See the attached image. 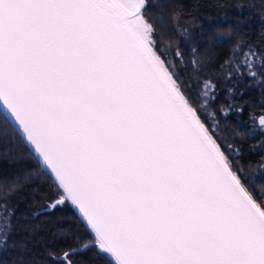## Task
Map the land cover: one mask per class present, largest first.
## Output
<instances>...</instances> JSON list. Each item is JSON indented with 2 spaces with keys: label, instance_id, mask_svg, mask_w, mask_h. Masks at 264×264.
I'll list each match as a JSON object with an SVG mask.
<instances>
[{
  "label": "snow or ice",
  "instance_id": "snow-or-ice-1",
  "mask_svg": "<svg viewBox=\"0 0 264 264\" xmlns=\"http://www.w3.org/2000/svg\"><path fill=\"white\" fill-rule=\"evenodd\" d=\"M147 7L0 0V119L31 145L57 190L32 215L70 202L80 221L57 228L46 255L52 264H92L74 259L92 249L106 264H264V198L234 170L230 146L214 138L158 51ZM218 70L225 82L264 79V52L238 40ZM199 83L213 104L215 83Z\"/></svg>",
  "mask_w": 264,
  "mask_h": 264
},
{
  "label": "trees",
  "instance_id": "trees-1",
  "mask_svg": "<svg viewBox=\"0 0 264 264\" xmlns=\"http://www.w3.org/2000/svg\"><path fill=\"white\" fill-rule=\"evenodd\" d=\"M149 2L164 17L172 68L179 72L193 102L201 106V119L218 142L230 146L226 154L246 186L258 198H264V126L259 123L261 116H264V79L245 75L243 79L231 77L225 82L219 79L222 73L218 70V65L229 55L230 48L238 40H243L245 46L251 44L264 52V0ZM192 49H195L194 54ZM177 50L182 54L179 60L174 57ZM208 77L215 83L217 91L215 102L211 105H205L203 95H198L202 91L199 82ZM228 88L233 91L229 93ZM241 106L242 111L238 112L236 109ZM27 150L30 149L20 133L0 119V180L10 178V181L19 183L15 192L0 187V206H8L7 210L0 207V224L3 222L2 217L8 216L9 211L12 213L9 226L0 231V264H4V259L9 264H34L36 258L32 254L43 247L39 242L44 232L47 233L45 236L52 238V233L48 235L53 229L52 224L57 225L60 218L62 225L68 224L64 215H74L75 225L80 223L70 202L55 210L32 215L46 208L53 201L57 190L48 173L50 184L46 181V188L39 187V191H34L35 188L30 187L31 180H25L24 176L28 172L23 160ZM17 174L25 179H17ZM31 197H35V200ZM29 200L34 201L26 211L29 217L17 216L18 212L29 207ZM59 216L62 217L57 218ZM22 222H27L29 227ZM56 228H60V225ZM55 239L44 245H55ZM90 240L91 237H84L82 241L87 243ZM93 264H106V260L101 256Z\"/></svg>",
  "mask_w": 264,
  "mask_h": 264
},
{
  "label": "rangeland",
  "instance_id": "rangeland-1",
  "mask_svg": "<svg viewBox=\"0 0 264 264\" xmlns=\"http://www.w3.org/2000/svg\"><path fill=\"white\" fill-rule=\"evenodd\" d=\"M147 3H148V7L145 9V15L147 16L149 22L153 25V27L155 29V42H156L157 49L159 52L164 54V56L166 57L167 63L172 65L171 47H170V41H169V38H168V35L166 32V24H165L164 17L162 15V13L160 12V10L156 6L149 5V3H150L149 0H147ZM23 157H24L23 160L26 163L25 165L27 167V168H25V170L28 169V172H26L24 174L26 179L23 178V176L22 177L19 176L23 173L17 174L18 175L17 179L22 178L25 180H27V179L31 180L32 183H31L30 187L35 188V189H37L39 187H41V188L45 187L46 188V181L48 182V184H50V181L48 180L49 177H48L47 172L41 166V164L38 163V160L35 157V155L30 150H27L26 154ZM10 180H12V179L6 178L5 180H2V181L0 180V187L4 186V189L9 190L11 183H12V181H10ZM35 183H37V184L34 185ZM29 196H31V195H29ZM31 198L33 200H35L34 199L35 197H31ZM31 200H29V202H28L29 207L26 208L24 211L18 212L17 216H19L21 218L29 217L30 214H28V212H26V211L34 203V201H31ZM67 216H69V217H67ZM60 217H62V216H59L57 218H60ZM64 217L67 219L65 221H67L68 224L62 225L60 223L61 218L58 221L57 225L52 224V222L49 221L51 219L47 220L50 222V224H52L53 229H52V231H49V233H48V235H51L50 233H52V235H51L52 238L49 239L48 236H45L47 234L46 232H44L45 234H43L41 236L40 239H42V240L39 242V244H40V246H43V247L41 249L35 251L32 254L34 259L36 258L34 261V264H52V261L46 255V253L49 251H53V249L56 247V245H53V246L50 245L49 246L48 244L47 245H44V244L49 243L50 241H52L56 238L55 237V230L57 229L56 227H58V225H60V227H65L69 224L75 226V223L73 220H75L76 216L74 217V215L73 216L72 215L71 216L70 215H64ZM22 224L26 225V227H29L27 222H22ZM33 227L34 226H31L30 228H33ZM69 243H72V242L69 241ZM80 243H83V241H81ZM80 243H77L75 246H80ZM60 247H62V245H60ZM53 254L58 255L59 252L54 251ZM100 258H101V256L96 255V249H92L87 253H82L81 256L74 257V259H77V260H79V259H91L92 264L96 263V261L98 262ZM7 261H8L7 259H4L2 262L4 264H9ZM10 262H11V260H10Z\"/></svg>",
  "mask_w": 264,
  "mask_h": 264
},
{
  "label": "water",
  "instance_id": "water-1",
  "mask_svg": "<svg viewBox=\"0 0 264 264\" xmlns=\"http://www.w3.org/2000/svg\"><path fill=\"white\" fill-rule=\"evenodd\" d=\"M21 135V134H20ZM28 145V144H27ZM28 147H29V149L31 150V145H28ZM31 152L35 155V153L31 150ZM35 157H36V155H35ZM37 159H38V157H36ZM42 165V164H41ZM43 166V165H42ZM46 171H47V173H49V170L48 169H46V168H44ZM51 176V175H50ZM52 177V176H51ZM53 178V177H52ZM52 202H54V201H52ZM51 203V202H50ZM71 204V203H70ZM73 208H74V210L76 211V213L78 214V210L74 207V206H72Z\"/></svg>",
  "mask_w": 264,
  "mask_h": 264
}]
</instances>
